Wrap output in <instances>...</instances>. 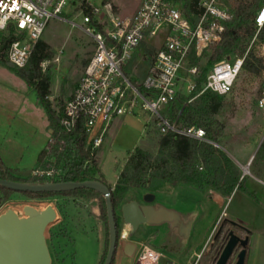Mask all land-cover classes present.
Segmentation results:
<instances>
[{
    "label": "rangeland",
    "instance_id": "rangeland-1",
    "mask_svg": "<svg viewBox=\"0 0 264 264\" xmlns=\"http://www.w3.org/2000/svg\"><path fill=\"white\" fill-rule=\"evenodd\" d=\"M87 1L96 6L111 2L121 18L132 15L138 6V0ZM226 2L230 7L232 0H226ZM84 13L85 9L79 0H70L62 18L50 19L41 37L53 50L52 58L43 62L42 69L50 77V94L47 98L57 114L61 112L62 106L72 95L87 61L94 51V41L81 25ZM0 33L1 36L2 32ZM253 39L249 46L253 47L258 57L263 58L262 67L257 73L243 68L232 92L224 95L225 104L216 115L224 127L220 141L216 144L226 153H229L228 147L232 145L237 149L241 148L248 155H253L250 165L239 164L237 161L235 163L238 166L240 177L245 174L243 178L246 189L253 190L259 200L253 193L248 194L243 189L237 188L229 198L206 184L200 187L191 186L193 190L189 188L188 193L182 182L176 184L167 182L171 185L178 184L177 189L184 188L185 191L179 189L176 191L175 189L174 191L178 193L172 197H165L164 200L183 209L186 219L191 218L194 214L197 202L200 207L208 209L205 216H200L193 224L192 243L199 250L210 234L216 216L224 212L225 216L222 214L219 216L212 233L218 229L219 224L225 222L224 218L227 219V215L230 219L237 220L251 232L248 259L245 264H264V185L257 180H264V151L261 149L264 142V110L258 105L264 85V48L262 43H253ZM158 46L157 42L144 44L128 67H123L124 72L128 76L131 74L130 77L140 83L149 67V61L144 57V50L150 48L152 52ZM215 47L206 50L199 57L198 62L201 66L197 76H193L189 71V67L192 65L191 61L186 65L180 81L181 93L185 96L190 94L188 85L193 80L200 76L204 77L210 72L213 65L210 58ZM6 52L5 49L4 53L6 54ZM203 69L206 72L202 71ZM130 116L144 122V134L128 121L122 122L124 116L116 118L104 137V143L98 148L99 150H96L99 155L97 156L96 153L95 163L87 170L89 175L98 176L99 167H101L106 180L100 176L112 191L120 181V173L129 155L137 146L150 150L153 156L158 153L156 139L160 132L154 124L155 118L146 111H139ZM49 128L46 110L39 104L36 90L15 71L0 65V154L5 163L13 167L10 170L15 175L24 176L22 178L33 176V171L30 174L24 171L37 167L39 154L51 135ZM147 131L151 133L147 134ZM97 157L99 161H97ZM37 168L46 169L43 165ZM144 179V183L140 187L131 186L118 194L115 214L118 219L119 238L113 264L117 260H121L124 244L132 241L138 243L137 245L132 242L137 246L136 251L133 256L123 259V264H137L144 248L151 244V240L150 243L148 240L144 242L138 235L139 227L145 224V221L141 222L137 228L125 221L126 207L133 205L141 209L143 206L151 204L144 199L145 195L158 192L157 189L160 185L158 183L161 181L150 180L149 176ZM0 190L5 191L6 189L0 186ZM216 193L224 198L221 204L218 203L221 205L219 208L208 199ZM198 196L200 201L196 200ZM156 199H161L159 194ZM48 204L57 211V219L46 230L47 244L52 258L51 264H103L108 249L109 231L106 216L102 214L101 210L104 201L98 194L77 192L67 195L36 196L15 192L6 199L5 196H2L0 215L9 209L20 212L25 205ZM225 226V230H227L226 223ZM239 234L242 232L239 231ZM208 247L199 261L196 260L197 264L215 263L222 250L221 242H218L214 248L210 244ZM210 248L212 249L210 250ZM237 249L229 264H234Z\"/></svg>",
    "mask_w": 264,
    "mask_h": 264
},
{
    "label": "built area",
    "instance_id": "built-area-1",
    "mask_svg": "<svg viewBox=\"0 0 264 264\" xmlns=\"http://www.w3.org/2000/svg\"><path fill=\"white\" fill-rule=\"evenodd\" d=\"M69 2L0 0V32L13 28L16 35L6 52L12 65L24 67L27 64L48 21L62 18ZM87 3L92 10L90 14H83L81 25L92 37L95 47L74 93L64 103L60 115L62 130L71 133L81 125L86 133V149H90L91 157L95 158L96 150L116 118L146 111L155 118L163 135L181 134L217 146L206 137L203 128H180L176 120H171L163 112L181 92L180 81L186 65L221 42L225 23L232 16L226 0H198L196 11L192 12L188 11L186 0H138L135 13L124 18L119 17L111 2L102 6ZM254 24L257 31L264 25V4L255 12ZM255 39L256 36L253 41ZM155 42L159 46L151 52L148 71L140 83H135L123 67L130 64L144 44ZM246 54L214 62L202 83L201 92L231 93L243 69ZM189 71L197 76L199 67L192 64ZM139 85L146 91H141ZM195 87L196 81L193 80L188 85L189 93ZM258 105L264 110V85ZM52 140L54 138L50 135L49 141ZM32 175L55 181L60 171L37 168ZM257 180L264 185V180ZM148 251H143L137 264H164L160 262V257L164 256L161 252L153 251V255L141 260ZM165 264L177 263L168 260ZM188 264H196V261Z\"/></svg>",
    "mask_w": 264,
    "mask_h": 264
},
{
    "label": "trees",
    "instance_id": "trees-1",
    "mask_svg": "<svg viewBox=\"0 0 264 264\" xmlns=\"http://www.w3.org/2000/svg\"><path fill=\"white\" fill-rule=\"evenodd\" d=\"M85 9V13H91V6L87 0H79ZM198 0H186L188 11H196ZM264 4V0H232L230 6L231 18L225 23V32L221 42L215 47L210 58L213 63L235 55L243 56L246 52L243 68L257 73L262 67L263 58L258 57L253 47L249 46L250 41L256 36L253 43H264V25L257 31L254 24V14L257 9ZM1 34V33H0ZM16 38L13 28L2 32L0 36V63L22 77L30 86L36 90L38 102L44 107L47 113L51 135L54 140L48 141L41 150L38 157V165H43L46 169L59 170L60 175L55 181H84L90 179H103L89 175L88 168L95 163V158L91 157V150L86 149V133L81 125L71 133H66L60 125V113H56L48 100L50 94V77L45 74L42 69L44 61L52 58L53 50L51 46L44 40L40 39L35 44L29 60L24 67H16L12 65L6 58L4 53L9 44ZM145 57L151 61L150 48H145ZM233 55V56H232ZM12 65H10V64ZM193 65L200 68L198 60H191ZM128 67V66H127ZM202 71H205L203 69ZM202 73V72H201ZM206 75L196 79L195 89L188 95L179 92L174 100L166 107L163 114L171 120H176L180 128H188L191 126L201 127L206 132V137L219 143L222 135L223 123L220 122L216 115L224 106V95H220L211 90L201 92L202 83L205 81ZM135 81V80H134ZM137 83V81H135ZM141 91H146L143 86L139 85ZM156 126V123L154 121ZM159 132V131H158ZM147 131V134H150ZM156 146L158 153L156 156L150 150L137 146L129 155L127 162L120 173L119 183L112 191V202L115 211V204L120 192L126 191L129 187H140L144 183V178L149 176L150 180H159L176 184L177 182L191 184L196 187L207 185L217 192H221L226 196L230 195L236 188L243 189L246 193H250L245 187V179H240V172L235 161L228 153L214 146L212 143L200 141L189 136L181 134H161L157 136ZM264 151V142L261 145ZM264 154V152H263ZM37 165V166H38ZM38 166V167H39ZM0 178L22 181V182H45L46 179L32 176L22 178L13 173L7 167L0 157ZM108 185V184H107ZM109 186V185H108ZM5 188V187H4ZM109 188H111L109 186ZM3 197H8L11 193L33 194L36 196H54L67 195L77 192H88L98 194L104 201L102 206V214H105L107 226V209L104 196L96 190L89 188H81L68 192H21L5 188ZM115 220L118 219L115 214ZM109 231V226H108ZM115 258V256H114ZM113 258V262H114ZM112 262V264H113Z\"/></svg>",
    "mask_w": 264,
    "mask_h": 264
},
{
    "label": "water",
    "instance_id": "water-1",
    "mask_svg": "<svg viewBox=\"0 0 264 264\" xmlns=\"http://www.w3.org/2000/svg\"><path fill=\"white\" fill-rule=\"evenodd\" d=\"M218 147V145L216 146ZM0 186L21 192H68L81 188L96 190L104 196L109 226V242L103 264H112L118 244L119 234L115 211L112 202L111 188L101 180L90 179L76 181H45L22 182L0 178ZM144 199L152 202L154 194H146ZM125 221L137 228L146 220L144 208L129 205L126 207ZM57 219L56 209L48 205H25L20 212L13 209L0 215V264H51L52 258L46 239L48 226ZM236 241L234 238L225 246L215 264H227L232 255ZM137 246L128 242L124 252L133 256ZM246 250H242L236 264H245ZM161 263H167L168 258L160 257Z\"/></svg>",
    "mask_w": 264,
    "mask_h": 264
},
{
    "label": "crops",
    "instance_id": "crops-1",
    "mask_svg": "<svg viewBox=\"0 0 264 264\" xmlns=\"http://www.w3.org/2000/svg\"><path fill=\"white\" fill-rule=\"evenodd\" d=\"M137 8H138V6H137ZM137 8L134 10L133 14L137 10ZM132 15H129L127 17H130ZM0 65H2V64L0 63ZM73 93H74V91H73ZM124 117L125 118L123 120H121L122 122L128 121L129 123H131V124L135 125L137 128H139V130H141L142 134H144V128H143L144 122L142 123V122L138 121L137 119H135L134 117H131L130 115L129 116L127 115ZM49 131H50V133H52L51 128H49ZM103 143H104V140H103L102 144ZM102 144H101V146H102ZM228 148L230 149V151H229V153L228 152L227 153L229 154V156L234 161L239 162V164H244V163H247V165L252 164L251 161H253L252 160L253 155H248V153L243 151L241 148L237 149L235 146H232V145H231V147H228ZM96 153H97V151H96ZM98 155H99V152L97 153V156ZM0 157L7 167H9L11 169L13 168V167L8 166L5 163L1 154H0ZM97 161H99L98 157H97ZM36 165H38V162L36 163ZM36 168H32L31 170L24 171V172L30 174V172L34 171ZM98 174L99 175L95 176V177L100 178V179L103 178L104 180H106L105 174L103 173L101 167H99ZM100 175L102 176V178ZM19 177H24V176L19 175ZM117 177H116V180H117ZM241 177H240V179H241ZM158 184H160V185L157 189L158 192L154 194L155 199L151 202V204L143 206L144 215H145L146 220H145V224H142L139 227L138 235L140 236L139 238H141L140 240H143L144 242H146L148 240V243H150L149 241L151 240V244H152V245L151 244L147 245L144 248V250L147 249V250H151V251H155V252H161L166 258H168V260H171L177 264H188V263L195 262L196 260H199L203 256V254L208 250V244H209L208 241L211 237L212 231L214 229L216 222L218 221L219 216L221 214L225 216V213L222 212L218 216H216V219L214 220V222L212 224L210 234L207 236L204 244L202 245L201 249L199 250L197 247H195V244L192 243L193 224H194V222L197 221L198 218H200V216H205L206 210H208V209L204 208V207H200L199 203L197 202L198 204L196 203L197 208L195 209L194 214L191 216V218L186 219L184 214H183V211H184L183 209L176 207L172 203L165 202V200H164L165 197H172L175 195V193H178V192H176L179 189V188L177 189L178 184L177 185H171V184H169L167 182H163V181H161V183H158ZM183 184H185V186H183V187H185L186 191L189 190V188L191 190H193V188H191V186H193V185L187 184V183H183ZM193 187H195V186H193ZM175 189H176V191H174ZM185 189L181 188L179 190L185 191ZM248 191L253 193V195L258 199V197L256 196V194L253 190L250 189ZM233 192L229 195V198L233 194ZM157 194L160 195V198H161L160 200L156 199ZM208 199H210L212 201V203H214L215 206H217L218 203L221 204V202H223V200H224L223 196L220 194H217V193L212 197L211 196L208 197ZM196 200L200 201L199 196ZM220 206L221 205H218L217 208H219ZM227 219H230L228 217V215H227ZM231 220H234L237 222V220H235V219H231ZM132 242H135L138 245V243L136 241H132ZM124 246H125V244H124ZM124 246L122 248L121 260H119V261L117 260V262L115 264H123V259L131 257V256H128L125 254ZM117 254H119V252H117ZM115 255H116V253H115Z\"/></svg>",
    "mask_w": 264,
    "mask_h": 264
},
{
    "label": "flooded vegetation",
    "instance_id": "flooded-vegetation-1",
    "mask_svg": "<svg viewBox=\"0 0 264 264\" xmlns=\"http://www.w3.org/2000/svg\"><path fill=\"white\" fill-rule=\"evenodd\" d=\"M2 196H3V191L0 190V203L2 201ZM225 222L221 223L218 225V229L213 232L211 234V237L209 239V244L212 245V248H214L218 242H221V248L222 250L220 251L219 255L217 256L216 261L218 260V258L220 257L221 253L223 252L225 246L228 244V242L231 240V238H234V240L237 242L234 248V251L232 253V255L230 256V258L227 261V264H229L233 254L235 253V250L237 249V252L235 254V261L234 264H236V262L239 259V254L241 253L242 250H246V257H245V263L248 259V251L250 248V236H251V232L250 230L240 224L239 222H236L234 220L231 219H226L224 218ZM225 223L227 224V230H225ZM239 231L242 232V234H239ZM208 244V246H209ZM209 248V247H208ZM210 248V250L212 249ZM199 261V260H197ZM214 263V264H215ZM197 264V262H196Z\"/></svg>",
    "mask_w": 264,
    "mask_h": 264
},
{
    "label": "bare ground",
    "instance_id": "bare-ground-1",
    "mask_svg": "<svg viewBox=\"0 0 264 264\" xmlns=\"http://www.w3.org/2000/svg\"><path fill=\"white\" fill-rule=\"evenodd\" d=\"M146 250H147V249H146ZM149 254L153 255V251L149 250V251L147 252V254H146L143 258H141V260L146 259V258L149 256Z\"/></svg>",
    "mask_w": 264,
    "mask_h": 264
}]
</instances>
